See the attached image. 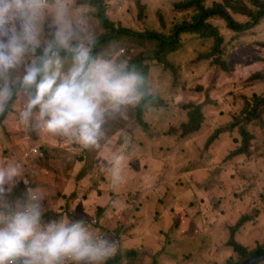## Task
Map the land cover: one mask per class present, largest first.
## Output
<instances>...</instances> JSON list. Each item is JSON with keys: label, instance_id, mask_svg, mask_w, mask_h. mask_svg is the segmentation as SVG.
<instances>
[{"label": "rangeland", "instance_id": "1", "mask_svg": "<svg viewBox=\"0 0 264 264\" xmlns=\"http://www.w3.org/2000/svg\"><path fill=\"white\" fill-rule=\"evenodd\" d=\"M100 1L73 0L72 8L86 14L104 54L115 53L125 62L141 60L159 105L145 109L142 118L139 103L109 110L105 121L113 114L126 119L109 121L110 136L101 131L97 148L73 144L78 151L64 147L67 139L21 124L22 98H17L0 126V165H21L28 186L48 196V216L84 218L95 224L97 234L116 241V254L133 251L122 264H241L249 256H240L229 245L232 237L249 254L263 251L264 107H258L261 114L255 117L252 108L253 100L264 96V18L241 32L219 17L210 19L224 38L228 70L209 57L212 40L178 32L180 47L167 56L166 67L152 59L154 40L119 33V39L105 41L111 31L96 16ZM181 1L104 0V6L118 28L171 37L176 24L190 21L193 14L175 9ZM231 1L253 9L249 0ZM216 3L225 5V0H209L210 7ZM228 11L240 23L250 21L246 14ZM248 101L251 122L243 121ZM191 105L200 108L202 121L198 131L185 134ZM241 121L253 127L246 155L237 154L243 142L240 127L230 126ZM65 154V166L53 163L55 156ZM72 159L91 172L75 171L66 186L67 172L60 169H75L68 166Z\"/></svg>", "mask_w": 264, "mask_h": 264}, {"label": "clouds", "instance_id": "2", "mask_svg": "<svg viewBox=\"0 0 264 264\" xmlns=\"http://www.w3.org/2000/svg\"><path fill=\"white\" fill-rule=\"evenodd\" d=\"M72 3L0 0V115L22 98L21 124L88 149L98 147L109 110L143 99L145 80L100 50ZM47 208L48 196L28 186L19 163L0 165V264H107L116 255V241L86 219L48 216Z\"/></svg>", "mask_w": 264, "mask_h": 264}, {"label": "trees", "instance_id": "3", "mask_svg": "<svg viewBox=\"0 0 264 264\" xmlns=\"http://www.w3.org/2000/svg\"><path fill=\"white\" fill-rule=\"evenodd\" d=\"M249 2H250V5L253 7L252 10L242 4L241 6H236L235 3H233L231 0H225V5L216 3L212 7H210L209 5V0H184L179 3H176L174 6H175V9L178 10L179 12L191 11L193 14H192L190 21H184L182 23L176 24V26L174 27L175 30L174 29L171 30V33L174 31V34L172 33L171 37H165L164 35L156 33V32H153L152 34L147 36V35L138 34L129 29H124L122 27L118 28L114 24V22H111L112 20L109 19V17L107 16V9H106V6H104V0H101L98 3L96 16L98 19L101 18V21L100 20L99 21L102 24V27L105 30L110 29L111 31L110 33L107 34L105 41L108 42L111 39L112 40L119 39L121 37L119 33L121 34L127 33L126 34L127 36L132 37V38L136 37L135 39L137 40H147V39L154 40L156 42V48L152 52V59L163 63L166 67H169L168 61L166 60L167 56L170 53L177 51L180 47L179 42H181V39L178 33H191V34H195L199 36L202 40H212L213 42L212 53L209 55V57L213 56L215 64H218L219 66L223 67L224 70H228L226 60H224L223 58L224 50H222L221 48L224 43V38L220 35V32L217 29V27L210 23V19L213 17H219L226 22L228 28H230L232 31H235V32L244 31L247 27H249V24L251 22L258 24L260 20L264 18V0H249ZM228 9L230 10L233 9L234 11L238 13L246 14V16L248 15L250 18V21L247 23H240L239 21L233 18V16L228 11ZM127 64L130 67H134L136 71H138L144 77V80H145V95L143 99L139 102V105L137 107V111L139 112L140 117L142 118L145 109L155 106V105H159L157 101L158 97L153 95L148 89V85H147V79L149 78L148 71L145 68L144 64L141 62V60L137 58H133V59L130 58L127 60ZM253 101H254V106L252 108V112L255 117L258 115L257 114L258 107L260 105L264 107V96L258 99H255ZM248 106H249V101H248L247 107L242 111L243 121L251 122L253 121V118L249 113ZM187 108H190L191 110L189 112L190 121L188 122V124H186L187 127L184 128L185 134H186V131H188L189 133L198 131L200 128V122L202 121L201 112H200L199 107H195V105H191V106H188ZM11 110H12V107L5 114L0 115V126L5 125V120L8 119L9 113ZM258 113L261 114L260 112ZM124 119H126L125 116L122 117V116L113 114L111 116V119L106 120L104 122L102 126L103 132L105 133L106 131L107 132L106 135L110 136L112 125L109 123V121H121ZM246 125L249 127V131L246 129ZM230 126L233 128L236 126L240 127V130H241L240 134L243 137V142L241 145H239L240 148L238 149L237 154L238 155L249 154L250 153L249 143L252 140L251 135L253 131V127L251 126V123H244L241 121L237 124L233 123ZM73 144L75 143L73 142H70V144L66 143L64 147H71L72 149L78 150L77 145L74 146ZM94 148H97V147H93L89 149H94ZM38 156H43V154H37L36 157ZM55 158L56 156L54 157V159ZM62 159L69 162V158L66 154L63 155ZM89 163H91V161H87V164ZM68 166L75 167V169L73 170L67 169L71 173L75 171H80L81 169H83L85 175H87L88 172H91V170L87 166L80 167V165L73 159L70 160V163ZM66 179H68V176ZM21 186H22L21 190L23 191L24 186L22 184ZM229 245L232 246L233 249L237 253H239L240 256L244 258H247L248 256L251 257L253 255H256L262 252V250H256L255 252L249 254L247 249L242 244H240L237 241H234L233 237L230 240ZM130 252L132 254L134 253L133 251H130ZM130 252L124 253L123 255V253H121L120 251L113 258L109 259L107 261V264H122L124 257L132 256ZM256 264H264V261L260 263H256Z\"/></svg>", "mask_w": 264, "mask_h": 264}, {"label": "crops", "instance_id": "4", "mask_svg": "<svg viewBox=\"0 0 264 264\" xmlns=\"http://www.w3.org/2000/svg\"><path fill=\"white\" fill-rule=\"evenodd\" d=\"M101 131H103L102 129H101ZM66 143L67 144H70V142L69 141H66ZM64 147H61L59 150H61V149H63ZM104 149V148H103ZM107 149V148H106ZM106 152H110L109 151V149H107L106 150ZM105 155V154H104ZM58 161H60L61 162V165L62 166H65V163H64V160L62 159V157H60V156H56V158L54 159V163H56V162H58ZM61 171H65V172H67V173H65V174H67V176H69V175H71V176H73L74 175V173L75 172H73V173H71V172H69V171H66L65 169H60ZM103 175H105L104 173H103ZM65 182H68V183H65V185L67 186L71 181H70V179H69V177H68V179H65ZM117 182V181H116ZM67 219H69L68 217H67Z\"/></svg>", "mask_w": 264, "mask_h": 264}, {"label": "water", "instance_id": "5", "mask_svg": "<svg viewBox=\"0 0 264 264\" xmlns=\"http://www.w3.org/2000/svg\"><path fill=\"white\" fill-rule=\"evenodd\" d=\"M264 261V251L246 259L242 264H256Z\"/></svg>", "mask_w": 264, "mask_h": 264}, {"label": "built area", "instance_id": "6", "mask_svg": "<svg viewBox=\"0 0 264 264\" xmlns=\"http://www.w3.org/2000/svg\"><path fill=\"white\" fill-rule=\"evenodd\" d=\"M88 223H89V222H88ZM89 226H90V228H92L93 230H95V228H94V227H95V224H94V223H91V224L89 223ZM98 234H99V233H98Z\"/></svg>", "mask_w": 264, "mask_h": 264}]
</instances>
